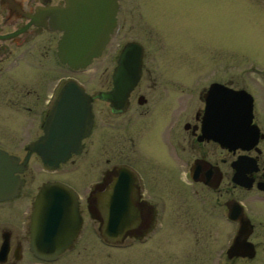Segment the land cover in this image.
<instances>
[{
	"label": "flooded vegetation",
	"instance_id": "obj_1",
	"mask_svg": "<svg viewBox=\"0 0 264 264\" xmlns=\"http://www.w3.org/2000/svg\"><path fill=\"white\" fill-rule=\"evenodd\" d=\"M116 5L109 39L90 62L105 51L109 59H104L112 61L105 84L96 88L59 74L61 65L77 71L59 57L56 10L65 0H0V162L7 168V154L16 160L8 186L7 169L0 175L5 182L0 188L11 191L0 196V264H240L259 251L264 256V130L254 106L253 122L263 136L252 147H224L207 138L202 124L210 83L239 87L216 78L196 93L185 86L173 91L183 75L167 72L166 66L175 64L146 57L138 39L157 34L158 26L142 9L145 3L136 5L141 17L135 26L134 5L132 12L124 0ZM125 25L137 36H123ZM129 43L141 46L140 73L124 102L113 107L104 94L113 87L114 68ZM69 79L89 94L92 123L81 150L49 168L30 146L44 134L45 119ZM82 153L76 172L61 176L60 166ZM239 156L245 170L240 182L234 166ZM47 181L75 189L81 222L66 247L38 253L32 247L31 212ZM235 207L249 221L252 257L227 253L239 227L229 217ZM220 218L231 224L224 248Z\"/></svg>",
	"mask_w": 264,
	"mask_h": 264
},
{
	"label": "water",
	"instance_id": "obj_2",
	"mask_svg": "<svg viewBox=\"0 0 264 264\" xmlns=\"http://www.w3.org/2000/svg\"><path fill=\"white\" fill-rule=\"evenodd\" d=\"M116 0H65L58 11L59 57L73 69L85 68L100 55L115 25ZM141 46L129 43L122 51L113 71V87L104 96L113 107L124 102L126 94L140 73ZM203 133L221 146L247 149L263 136L253 122V96L244 88H234L221 82L210 83L205 94ZM92 113L89 94L73 79L60 89L59 97L45 119L44 134L30 146L52 168L65 162L72 152L82 148L81 138L90 129ZM239 156L234 162L236 179L244 175ZM12 156L7 154V168L0 162V175L7 169V186L13 171ZM5 182L0 181V187ZM8 188V187H7ZM10 189V188H9ZM8 189V190H9ZM11 194L0 188V196ZM77 192L62 181H47L39 189L31 212L32 247L38 253H52L66 247L77 233L81 222ZM231 219L239 221L238 230L227 250L229 256L254 255V246L247 239L250 224L239 207L231 208Z\"/></svg>",
	"mask_w": 264,
	"mask_h": 264
},
{
	"label": "rangeland",
	"instance_id": "obj_3",
	"mask_svg": "<svg viewBox=\"0 0 264 264\" xmlns=\"http://www.w3.org/2000/svg\"><path fill=\"white\" fill-rule=\"evenodd\" d=\"M141 3H145L142 9L159 28L156 27V39L147 34L138 36V39L145 45L146 57L153 58L159 65L175 64L174 67L166 66L170 69L167 72L172 70L174 74L183 75L181 84L173 91H180L185 86L188 93H196L211 79L229 81L253 95L254 111L264 130V0H124L128 11L132 12L134 5V26L141 17L136 15V5ZM142 14L145 18L144 12ZM126 30L125 25L123 36H137L133 29ZM105 57L109 59L106 51L86 68L77 71L61 65L59 74L71 76L87 87L98 88L105 84L104 77L111 72L112 61L105 60ZM158 68L164 69L165 66ZM82 161L83 153L75 162L62 164L59 174L71 176L83 164ZM230 229L231 224L220 218V248L227 245ZM263 258L259 251L251 261H238L240 264H264Z\"/></svg>",
	"mask_w": 264,
	"mask_h": 264
}]
</instances>
